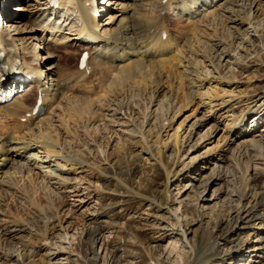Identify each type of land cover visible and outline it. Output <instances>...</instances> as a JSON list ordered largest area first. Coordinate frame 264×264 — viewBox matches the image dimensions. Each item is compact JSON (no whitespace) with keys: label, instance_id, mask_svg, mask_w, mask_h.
<instances>
[{"label":"rangeland","instance_id":"rangeland-1","mask_svg":"<svg viewBox=\"0 0 264 264\" xmlns=\"http://www.w3.org/2000/svg\"><path fill=\"white\" fill-rule=\"evenodd\" d=\"M4 1L7 5L2 4ZM102 1L96 0V4ZM113 1L116 3L106 6L108 11L98 17L100 24H106L100 28L117 25L120 7L128 3L126 9L132 8L127 0ZM157 1L151 0V3L157 5ZM44 2L0 0V15L24 23L42 20L55 27L59 15L53 13L52 19V12L48 7L44 9ZM19 4L31 11H15V5ZM115 7L117 10L113 9ZM249 8L250 5L242 8L241 17ZM252 8L256 11L257 4ZM257 11L255 25L262 28L261 39H252L253 34L244 35V42L240 44L242 49L227 53L232 54L231 58L227 57L222 63L215 56L217 46L209 53L203 50L200 55L191 54L190 59L196 56L201 59L198 68L212 73L202 77L201 87L190 101H185L189 94L188 82H173L166 76L157 80L153 76L149 89L134 97L122 98L134 118L132 121L126 119L128 115L123 118L122 114H116L115 117L121 120L107 116V113H113L109 109L115 105H111L105 109L102 120L96 121V126L91 124V130L77 126L65 133L58 131L59 135L53 133L52 137L60 145H68L71 141L67 149L71 156L89 163V167L78 175L79 179H84L82 188L76 191L77 196L66 199L58 212L51 213L45 209L49 205L45 206L48 203L44 202L50 193H44V185L35 182L38 186L34 185L33 191V188L27 190L19 184L4 199L2 207L7 217V214L16 215L20 211L22 217H17L21 218L23 226L12 233H0V264L55 261L49 257L55 248L46 242L61 243L59 237L64 232H68L69 239L64 243L67 253L61 259L63 264H264V136H256L261 147L239 146V140L232 145L223 162L217 159L228 141L243 130L239 126L234 128L235 119L239 118V124L249 108L261 106L258 110H262L264 107V6ZM9 12H14V16ZM164 20L172 39L180 43L176 27L187 26V15ZM227 23L209 27L211 30L205 28L206 32H202L205 38H198L202 41L210 38V42H215L222 37L223 44L234 49L236 46L231 43L236 39L235 32L231 35L225 29ZM30 25L33 27V22ZM252 27L246 24L243 29L253 30ZM29 29L24 34L14 35L18 46L23 48L38 42L40 56H43L53 34L40 29L34 33ZM31 35L36 36V41ZM20 38H24L27 45H22ZM70 43L72 47L69 48L57 47V54L63 58L59 72L78 70L80 55L87 51L83 42H77L76 46ZM56 61L57 58L54 62L42 61L41 67L45 70ZM101 69L106 73L105 67ZM164 97L167 99L163 108L166 116L161 125L146 133V138L140 134L126 137L121 131L113 133L121 127H132L130 122L137 130H144L143 117ZM31 99L34 101L35 95ZM223 100L230 104L220 108L217 104ZM132 103H136L137 108H132ZM254 117L250 116L242 124L251 123ZM2 121L9 124L8 129L15 124L12 120H0V124ZM122 121H128L129 125L122 126ZM200 122L206 123L200 127ZM253 124L250 128L254 131L257 125L256 122ZM213 125L217 130L195 148L189 144L190 136L183 139L192 131L195 140ZM45 194L49 196L44 197ZM13 199H18L16 204ZM255 207L257 215L251 214L253 217H247L245 222H237V215L245 218ZM9 250H14V255ZM69 254L72 260L67 262Z\"/></svg>","mask_w":264,"mask_h":264},{"label":"bare ground","instance_id":"bare-ground-1","mask_svg":"<svg viewBox=\"0 0 264 264\" xmlns=\"http://www.w3.org/2000/svg\"><path fill=\"white\" fill-rule=\"evenodd\" d=\"M127 1L131 2L132 8L129 9L128 7L126 9L129 6L128 3L126 6H122L123 8L120 7L118 11L121 14L118 15L120 16L117 19L118 22H115V25H117L108 28H100L101 25L106 24H100L98 17L102 15L103 11H108L106 6L116 3L113 0H103L99 4H96V0H60L59 8L53 7L50 0H45L44 9L48 7L51 10L50 15L52 16L50 17H53V13L59 15L55 27L42 20H29L24 23V21L14 20L8 15H6L7 17L0 15V34L5 41L7 55L21 58L25 68L31 75H34V79L23 90L14 89L9 91L7 86L13 82H7L6 85L2 86L1 80L4 78L0 69V120L15 122V126L13 125L11 129L6 128L9 124L5 125L6 123L4 124L3 121V126L2 123L0 124V137L4 134L3 139L0 141V233L3 231L12 233L23 226V221L19 218L22 217L19 215L20 211L16 215L7 214L9 215L7 217L2 207L4 199L11 195L19 184L27 190L38 183V185H44L46 192H43L50 193V196L49 194L43 195L44 197L49 196L47 202H44L48 203L45 206L49 205L45 209L51 213L53 211L58 212L69 197L77 196L76 191L82 188L84 179H79L78 175L85 171V167H89V163L71 156L67 150L71 141L67 140L68 145H66L67 143L60 145L61 143L59 144L58 140L56 141L52 137L53 133H65L71 127L76 128L77 126L88 129L93 124L92 127H94L97 124L96 121H100L105 115V109L111 105H115L114 108L109 109L113 113H107V116L113 118L116 114H122V117L126 118V115H128L126 119L132 121L134 118L128 112V106L122 103V98L134 97L138 95V92L149 89L148 87L151 85L150 78L152 80L153 76H156L157 80L162 76H166L173 82L179 80L182 81L181 83L188 82L189 94L185 97V101H190V98L197 93L202 77H209L212 73L211 70L202 68V71L198 68L201 59L198 56L190 59L191 54L200 55L199 53L203 50L209 53V50L215 49L213 46H217L215 56L222 63L227 57L231 58L230 55L232 54L227 53H231L230 51L235 52L239 48L242 49L243 46L240 47V44L244 42V35L253 34L252 39L254 37L261 39L262 36V28H257V25H255L257 23L255 22L256 18L254 17L258 14V8L264 6V0H158L157 5H153L151 0ZM254 3L257 4V13L252 8L255 5ZM118 5L120 6V4ZM248 5H250V8L244 11V17H241L242 8L246 9ZM14 8L15 11L27 10L21 4L15 5ZM113 9L117 10L116 7ZM184 15H187L189 21L187 26L183 28L176 27L181 38V42L177 44L172 39V34H169V27L164 23V19H178ZM32 22L33 27L30 25ZM226 22L228 23L225 29L232 33L231 35L235 32L234 39H236H233L234 41L231 44H234L237 48L230 50L227 45L223 44L224 39L222 37L217 38L215 42H210V38L208 39L209 42L199 39L202 36L204 37L202 32L205 28L220 26ZM246 24L253 25V30H250V27L243 29ZM28 29L34 33L40 29L43 32L53 34V39L50 38L51 40L48 42L49 45L45 47L43 56H40L38 42L27 45V42L23 41L25 39L20 38L22 45L26 44L27 46H22L23 48L18 46L14 35L24 34ZM164 34H166V38H164ZM57 35L61 37L58 38ZM34 37L36 36L31 38L36 41ZM43 42L45 41L43 40ZM70 42L75 46L77 42H83V46H86L85 49L90 55L91 70H80L78 68L75 72L70 70L59 72V66L60 63H63V58L57 54V47H72L69 45ZM56 58V63H53ZM50 60L53 62L45 69L46 72L41 67V63L42 61L50 62ZM102 67H105L106 73L103 72ZM212 67L216 70L214 66ZM93 77L95 80H90ZM3 93L4 97L2 96ZM40 93L43 96L44 103L47 104L46 112L38 118L27 117L28 112H31L37 103ZM32 95H35L34 101L31 99ZM165 102H167V99L164 97L159 99L157 104L152 105L150 112L143 117L144 130L142 128L137 130L135 125L130 122L132 127H121L114 130L113 133L121 131L126 134V137L140 134V137L146 138L147 132L162 124L163 117L166 116L164 114L165 110L163 112ZM229 104V101L223 100L217 106L222 108ZM132 105V108H137L136 103H132ZM260 107L257 109L254 106L249 108L239 124L237 123L239 118L235 119L234 128L239 126L243 130L237 132L235 138L228 141L217 158L218 162L224 161L227 152L231 151L232 145L236 141L240 140L237 145H244L247 148L251 145L261 147L260 142L256 140V136H264V114L262 113L264 107L262 110H258L261 109ZM133 112H136V109ZM252 115H255V117L251 123L242 124L244 120ZM253 122H256L257 125L254 131L250 128ZM205 123L200 122L199 126L203 127ZM121 125L127 126L129 123L128 121H122ZM92 127L89 129L91 130ZM216 130L217 128L213 125L195 140L194 132L190 131L183 139L187 135L190 136L189 144L195 148ZM255 132L256 134H254ZM250 136L253 137L249 139ZM100 152L103 156L105 155L103 150ZM35 182L36 184H34ZM16 201L18 199H13L15 204ZM38 204L40 205V203ZM239 208L240 206L237 209L239 210ZM256 210H258L256 207L249 210L245 218H242L240 214L237 215V222H245V219L251 214L253 216L257 215ZM21 230L19 229V231ZM59 238L61 243L46 242L49 247L55 248L54 252L49 254L50 259L55 261H49L48 264L64 263L61 259L67 253V247L64 246V243L68 242V232H64ZM46 240L48 241V239ZM10 252L11 255L15 253L14 250ZM67 259V262L72 260L70 254ZM21 264L23 263L21 262Z\"/></svg>","mask_w":264,"mask_h":264}]
</instances>
